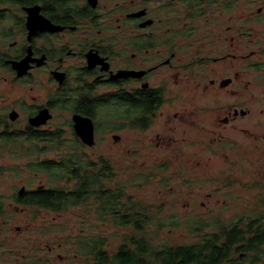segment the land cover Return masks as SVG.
I'll list each match as a JSON object with an SVG mask.
<instances>
[{
  "label": "flooded vegetation",
  "instance_id": "af4514ba",
  "mask_svg": "<svg viewBox=\"0 0 264 264\" xmlns=\"http://www.w3.org/2000/svg\"><path fill=\"white\" fill-rule=\"evenodd\" d=\"M91 1L94 0H75L74 10L67 13L50 0L24 5L9 1L24 14L22 18L13 17L10 25L7 16L0 17V67L4 69L1 72L7 71L0 78L4 84L10 80L14 87L24 84L34 90L40 86L43 92L32 94L30 100L22 99L19 106H5L0 112L4 121L0 124L2 132H16L13 123L23 117L24 129L18 133L36 131L65 138V128L48 126L50 120L58 117L61 121L68 120L71 135L84 148L95 145L100 125L114 139L120 138L119 133L123 132V149L128 153L129 163L143 158L139 162L141 167L166 168L159 177L161 187L174 194L175 171L179 167L188 168L194 162L193 157L180 155V141L174 145L179 140L177 134L180 129L185 135L193 132L186 128L188 121L198 131L201 129L195 116L189 115L196 113L201 105L192 102V97L174 96L178 74L183 73L186 76L183 80L203 88L209 95L206 98L214 102L204 109L219 113L217 119L209 122L213 128L202 126L208 132L206 136L215 141H207L206 146L211 152H219L226 162L231 156L229 149L242 152L241 159L236 158L237 163L247 158L255 166V176H264V6L258 7L251 16H244L237 8L241 0H220L224 22L218 25V46L212 48L214 34L205 28L209 40L203 46V58L194 60L201 67L195 71L190 68L189 60L183 58L193 43L185 48L184 55H179L178 40L183 45L187 35L179 38L174 34V27H168L173 20L164 23L141 8L138 11L146 10L142 16L132 17L130 12L126 19H117L122 20L118 24L121 32L115 34L110 15L101 16L97 11L99 0L95 5ZM232 5L236 13L225 17L223 14H228L227 9ZM26 7L37 8L38 15L48 20L47 24L42 28L28 25L30 14ZM131 19L141 32L126 31L123 24ZM164 26L168 30L164 31ZM179 104H186L182 113L174 112ZM77 115L93 121V145L80 138ZM116 119L121 122L115 124ZM178 119L180 124L176 123ZM104 121L110 123L104 124ZM227 130L230 135L252 136L250 144H255L252 158L246 157L240 148L247 147L246 144L228 138ZM218 169L228 175L224 176L225 183H233L232 179L237 178L228 173V166ZM147 172L151 180L154 174ZM181 172L189 175L186 171H178L176 175L180 176ZM194 182L186 179L182 184ZM189 192L194 194L197 189L190 187Z\"/></svg>",
  "mask_w": 264,
  "mask_h": 264
},
{
  "label": "rangeland",
  "instance_id": "374dc122",
  "mask_svg": "<svg viewBox=\"0 0 264 264\" xmlns=\"http://www.w3.org/2000/svg\"><path fill=\"white\" fill-rule=\"evenodd\" d=\"M9 1L0 0V4L2 3V6H0V17L7 16L9 18L7 20L8 25L12 24L13 17L22 18L24 14L21 8L12 5ZM76 3L82 4L81 1ZM261 5L264 6V0H241L237 4V8L244 16H251L252 12H255ZM141 8H146L149 11V15L156 19L173 20V24L168 27H174V34L179 38L187 35L183 45L178 40L177 52L180 56L184 55L185 48L191 42L193 43L183 57L189 60V66L193 70L199 71L201 69L200 62H194V60L202 59L205 55L203 46L209 40L204 32L205 28H209L213 32L215 38H212L214 41L212 48H217L218 25L224 22V18L220 14V0L218 3L212 4L204 18L188 17L192 13L190 8L179 0H174L173 5H167V0H99L97 11L101 16L110 15L113 32L118 34L121 32L118 29V24L122 23V20L118 21L117 19L121 17L126 19L128 13L138 11ZM227 10L228 14H223L225 17L231 13H236L234 12L235 5H232ZM5 11L6 13L3 14ZM123 27L131 33L141 32L133 19L127 20ZM163 30H168L167 26H164ZM2 70L4 69L0 67V77L7 75V71L1 72ZM178 75V83L174 85V96H180L181 98L189 96L192 97V102L201 105V108L196 113H189L190 116H195V122L198 121L200 123L201 132L197 130L192 121H188L186 128H191L193 132L185 135L180 129L177 134L179 140H176L174 145L180 141V155L187 154L193 157L194 162L188 168L179 167L177 170L175 169L174 194L171 191L162 189L159 180L162 174L161 169H154L153 167L149 169L139 166V162L143 158L137 160L136 163L133 161L129 163L128 153H125L123 149V132L119 133L120 138L114 139L108 131H103L106 127L100 125L95 145L92 147L85 146L84 148L71 135L68 120L61 121L57 117L53 121L50 120L48 126L54 128L58 125L65 128V138L62 137L61 140L65 145L61 150L77 146L78 149L86 152L91 158H111L114 167L118 169V179H124V175L127 172L126 168L129 173H131L129 170L138 171V169H143V173L152 171L154 174L153 178L148 182H143L142 179L140 181L141 183L143 182L141 188L133 187V190L137 191L139 189L142 198L148 197L151 200L149 202L157 201L160 196L166 198L164 201L168 204L167 209H171L172 212H178L183 220L191 219L197 223L202 220L217 226L226 223L230 227L236 224V221H240L243 225H247L250 220L264 212V176H255V166L250 164L247 158H243L240 163H237L236 158L240 160L241 156H243L242 152H233L232 149H229L231 156L227 162L219 152H211L206 146L209 144L207 141L211 143H215V141L206 136L208 132L202 126L207 125L208 128H213L214 126L209 122L217 119L219 113L204 109L205 106L214 104V102L206 98L209 95L204 93L203 88H197L193 81L187 82L183 80L182 78L186 77L183 73ZM7 82V84H4L2 78H0V112L5 106H16V104L19 106L22 99L30 100V97L33 96L32 94H41L43 92L40 86L30 90L24 84L14 87L11 85L10 80ZM185 107L186 104H179L174 107V112L182 113ZM117 122H121V120L116 119L115 124ZM103 123L110 122L104 121ZM176 123L180 124L179 119ZM23 124H25V121L21 117L17 122L13 123L14 130L20 131L24 129ZM236 135L234 133L230 135L227 130L228 138L237 139L246 144L247 147H237L242 148L246 152V157L251 155L252 158L255 147V144H250L253 140L252 136L239 137ZM185 136L187 139L183 138ZM190 141L193 142L190 143ZM29 144V142L23 141L13 142L0 152V195L3 196L6 207H8L6 213L0 218V264H31V262L37 261L43 263L47 259H49L47 264H78L81 261L83 263L85 259L83 256L77 255L76 248L79 237L84 231L85 234L92 232L93 235H98L99 233L108 235V242L112 250L116 249L121 242V236L129 231L116 228L110 221L104 223L97 221L93 214H85L82 207L57 213L37 207L25 208L11 204L16 191H19V189H31L32 187L48 184L49 177L47 174L36 172L29 166V159L25 149L30 146ZM225 144L230 143L226 142ZM213 147L219 149L217 144H214ZM58 152L60 151L52 152L49 155L55 156ZM40 157L42 158L43 155ZM226 166L229 167L228 173L237 177L235 180L232 179L233 183H225L224 176L228 175H224V171L218 169V167ZM178 171H186L189 175L187 176L186 173L181 172L180 176H178L176 175ZM141 178H143V175ZM208 178H211L212 181H206ZM186 179L191 182H199L188 185L182 184ZM133 183L135 185L137 183L136 180ZM204 184L206 185L204 186ZM62 185L69 184L62 182ZM190 187L197 189V192L189 194L192 192H189ZM217 188L220 190L215 192ZM207 191L213 192V195L208 194ZM175 201L178 202V209L174 206ZM169 212L170 210L168 212L164 210L162 214H170ZM236 212L242 214V216L238 218L239 215ZM261 219L264 222V218ZM153 232H156L155 228L151 229V233ZM117 233L121 236H115ZM193 236L183 228L174 229L173 231L166 228L160 231L155 236V239L160 244L165 242L178 244L190 242L194 239ZM255 256L245 251H234L230 257V262L232 264H249V261L254 259ZM257 264H262V262Z\"/></svg>",
  "mask_w": 264,
  "mask_h": 264
},
{
  "label": "trees",
  "instance_id": "16d2710c",
  "mask_svg": "<svg viewBox=\"0 0 264 264\" xmlns=\"http://www.w3.org/2000/svg\"><path fill=\"white\" fill-rule=\"evenodd\" d=\"M10 1L24 5L37 0ZM50 1L64 13L74 10L75 0ZM179 1L190 8L192 13L188 17L204 18L205 9L211 8L219 0ZM173 4L174 0H167V5ZM163 22L166 23V20ZM2 119L0 117V124L4 122ZM61 140L62 136L52 133H18L9 130L2 132L0 127V152L13 142H29L30 146L25 148L29 166L49 177L46 185L26 188L23 193L16 191L11 204L57 213L82 207L85 214H93L97 221H110L116 228L129 231L122 236L115 234L121 236V242L114 250L108 242V235H93L92 232L85 234L82 231L76 252L85 260L78 264H232L230 257L234 251L256 255L249 264H264V222L261 219L264 218V212L250 220L247 225L236 221L231 227L226 223L217 226L202 220L199 223L191 219L183 220L178 212L167 209L168 204L164 201L166 198L160 196L155 202H149L151 200L148 197L142 198L139 189L143 182L150 180L148 172L143 173V169H138L129 170V173L126 168L124 179H118V169L114 167L111 158H91L77 146L61 150L65 145ZM55 151L60 152L55 156L49 155ZM158 169L164 171L166 168ZM135 180L137 183L134 185ZM62 182L69 185H62ZM133 187L139 189L134 191ZM174 206L178 209L177 201ZM7 208L3 196L0 195V218ZM164 210H170V214H162ZM241 216L242 214L238 218ZM152 228L156 229L155 233H151ZM166 228L171 231L183 228L191 236L194 235V239L185 243L160 244L155 236ZM48 260L31 264H47Z\"/></svg>",
  "mask_w": 264,
  "mask_h": 264
},
{
  "label": "water",
  "instance_id": "95a60500",
  "mask_svg": "<svg viewBox=\"0 0 264 264\" xmlns=\"http://www.w3.org/2000/svg\"><path fill=\"white\" fill-rule=\"evenodd\" d=\"M92 5L96 4V0L91 1ZM37 8H39L37 6ZM32 8V7H26L25 9L28 11V13L30 14L27 17V23L28 25H33L35 27H39L42 28V26H44L45 24H47L48 20L45 19L43 16L38 15V9ZM146 13V10L143 9L141 11L138 12H132L129 16L132 17H139L142 16L143 14ZM31 29L32 27L29 26ZM14 115H17L16 113H14ZM15 116H13L14 118ZM49 118V116H48ZM45 121V120H44ZM75 121H76V128H77V132H80V138L83 140L84 143L88 144V145H93L95 143V135H94V123L90 118H85L82 117L80 115H77L75 117ZM83 131V132H82ZM25 189V188H24ZM24 189L20 190V193H23Z\"/></svg>",
  "mask_w": 264,
  "mask_h": 264
}]
</instances>
